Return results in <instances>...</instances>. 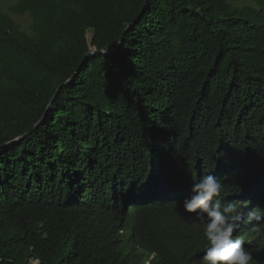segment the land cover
<instances>
[{
    "label": "trees",
    "instance_id": "trees-1",
    "mask_svg": "<svg viewBox=\"0 0 264 264\" xmlns=\"http://www.w3.org/2000/svg\"><path fill=\"white\" fill-rule=\"evenodd\" d=\"M241 1L19 0L30 32L0 9V264H200L207 175L256 236L264 0Z\"/></svg>",
    "mask_w": 264,
    "mask_h": 264
},
{
    "label": "clouds",
    "instance_id": "clouds-1",
    "mask_svg": "<svg viewBox=\"0 0 264 264\" xmlns=\"http://www.w3.org/2000/svg\"><path fill=\"white\" fill-rule=\"evenodd\" d=\"M225 188L222 179L207 175L192 184L190 195L183 200L184 213L195 214L196 228L199 224L205 240L200 264H256L258 241L264 249V211L254 208L247 213L251 229H247L246 232L252 231L256 236L245 240L240 235V227L245 219L246 203L223 202L221 197ZM238 190L239 194L241 189ZM177 192L172 196L174 197ZM149 199L152 200L148 203L155 197ZM259 201L264 207L263 198Z\"/></svg>",
    "mask_w": 264,
    "mask_h": 264
},
{
    "label": "rangeland",
    "instance_id": "rangeland-1",
    "mask_svg": "<svg viewBox=\"0 0 264 264\" xmlns=\"http://www.w3.org/2000/svg\"><path fill=\"white\" fill-rule=\"evenodd\" d=\"M19 0H0V9L11 15L14 20L16 21L17 25L26 32H30L31 29V25L33 23L32 18L29 15H25V16H17L14 15L10 12V8L15 5ZM237 2L239 4H249V5H255L253 2L251 1H241V0H237ZM92 33L88 34V38L91 39L92 38Z\"/></svg>",
    "mask_w": 264,
    "mask_h": 264
},
{
    "label": "water",
    "instance_id": "water-1",
    "mask_svg": "<svg viewBox=\"0 0 264 264\" xmlns=\"http://www.w3.org/2000/svg\"><path fill=\"white\" fill-rule=\"evenodd\" d=\"M113 50H114V49H108V50L97 51L95 48H92L88 55L93 54V53H97V52H99V53H101V54H102V53H105V54L107 53V54H108L109 52H112ZM88 55H87V57H88ZM72 80H73V77H72L69 81H67L64 85H62V86H60V87L58 88L56 95L53 97V99L51 100V102H50V104H49L48 111L51 109V107H52V102L54 101V99L56 98V96H57V94L60 92V90L63 88V86H65L66 84H68V83L71 82ZM44 118H45V117H43L42 120H41L40 122H38V123H37L34 127H32L30 130H28L23 136L18 137L17 139H15L14 141H12V142L9 143V144H14V143H16V142L22 140L26 135H29V134L33 133V132L39 127V125L43 122Z\"/></svg>",
    "mask_w": 264,
    "mask_h": 264
}]
</instances>
